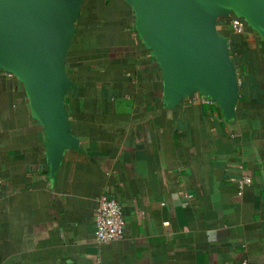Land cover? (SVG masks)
<instances>
[{
    "label": "crops",
    "instance_id": "crops-1",
    "mask_svg": "<svg viewBox=\"0 0 264 264\" xmlns=\"http://www.w3.org/2000/svg\"><path fill=\"white\" fill-rule=\"evenodd\" d=\"M230 16L214 22L233 83L221 101L170 86L132 1L83 0L60 97L72 143L56 154L25 81L0 65V264H264V36ZM101 195L125 218L108 243Z\"/></svg>",
    "mask_w": 264,
    "mask_h": 264
},
{
    "label": "water",
    "instance_id": "water-1",
    "mask_svg": "<svg viewBox=\"0 0 264 264\" xmlns=\"http://www.w3.org/2000/svg\"><path fill=\"white\" fill-rule=\"evenodd\" d=\"M141 30L180 92L201 84L221 101L233 87L218 16L243 18L264 36V0H130ZM83 0H0V65L26 83L33 112L46 124L53 154L72 140L60 106L70 80L64 56Z\"/></svg>",
    "mask_w": 264,
    "mask_h": 264
},
{
    "label": "built area",
    "instance_id": "built-area-1",
    "mask_svg": "<svg viewBox=\"0 0 264 264\" xmlns=\"http://www.w3.org/2000/svg\"><path fill=\"white\" fill-rule=\"evenodd\" d=\"M230 25L233 31L243 32L247 23L238 16L230 17ZM247 175L238 179V193L241 194L242 188L249 183ZM4 180L0 176V199L2 197ZM94 233L97 242L108 243L119 240L124 236L125 218L122 203L117 198L101 195L97 198V205L93 217Z\"/></svg>",
    "mask_w": 264,
    "mask_h": 264
},
{
    "label": "rangeland",
    "instance_id": "rangeland-1",
    "mask_svg": "<svg viewBox=\"0 0 264 264\" xmlns=\"http://www.w3.org/2000/svg\"><path fill=\"white\" fill-rule=\"evenodd\" d=\"M233 13H234V12L232 11L231 14L234 15Z\"/></svg>",
    "mask_w": 264,
    "mask_h": 264
},
{
    "label": "trees",
    "instance_id": "trees-1",
    "mask_svg": "<svg viewBox=\"0 0 264 264\" xmlns=\"http://www.w3.org/2000/svg\"><path fill=\"white\" fill-rule=\"evenodd\" d=\"M231 16H233V15H231ZM231 16H230V17H231ZM230 17H228V18L230 19Z\"/></svg>",
    "mask_w": 264,
    "mask_h": 264
}]
</instances>
